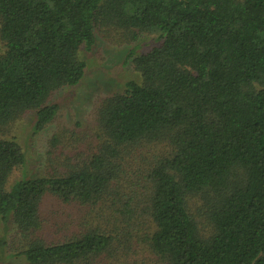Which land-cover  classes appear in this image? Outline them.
<instances>
[{"label":"trees","instance_id":"16d2710c","mask_svg":"<svg viewBox=\"0 0 264 264\" xmlns=\"http://www.w3.org/2000/svg\"><path fill=\"white\" fill-rule=\"evenodd\" d=\"M97 27L131 40L156 32L159 43L135 56L140 80L99 106L97 152L8 187L27 156L4 128L31 110L35 132L52 123L59 105L48 100L81 80L79 53L94 46ZM0 35V220L19 235L12 257L92 264L109 251L114 236L100 213L118 215L115 229L139 205L136 191L117 190L124 153L157 145L143 207L151 251L164 264H264V0H0ZM48 194L89 206L102 222L62 242L40 237Z\"/></svg>","mask_w":264,"mask_h":264},{"label":"rangeland","instance_id":"374dc122","mask_svg":"<svg viewBox=\"0 0 264 264\" xmlns=\"http://www.w3.org/2000/svg\"><path fill=\"white\" fill-rule=\"evenodd\" d=\"M107 30L97 27L94 46L90 49L81 47L79 54L86 63L81 80L50 96L48 103L59 105L58 114L52 123L44 130L35 132L36 114L31 110L4 128L2 137H14L27 156L25 168L11 174L8 187L17 179L61 173L64 161L79 162L97 152L100 142L97 121L99 106L105 99L123 92L127 81L140 80L134 66L135 56L149 51L159 43L156 32H142L137 39L131 40L128 31L120 30L118 35L119 30L110 33ZM4 51L0 35V54ZM160 149L161 146L157 145L127 147L122 161L123 170L120 172V187L117 190L124 193L132 190L129 194L133 196L136 191L139 194L138 210L130 219H120L115 229H112V224L118 215L111 214L109 210L100 213L102 217L105 216L102 221L109 220L105 225H111L108 232L114 236V241L109 251L89 258L92 264H164L150 249L147 238L151 232V223L143 210L147 195V169ZM162 152H169L165 144H162ZM133 180L138 185H134ZM143 181L142 188L140 185ZM201 207V200L189 203L202 232L207 233L211 226ZM90 211L89 206H84L77 200L64 201L48 194L41 205L44 228L38 235L55 242L79 235L84 229H89V226L100 221H93ZM92 212L94 214L93 209ZM105 225L102 226L105 228ZM104 230L107 231V228ZM20 243L15 227L0 220V264H25L21 259L12 257L18 251Z\"/></svg>","mask_w":264,"mask_h":264}]
</instances>
